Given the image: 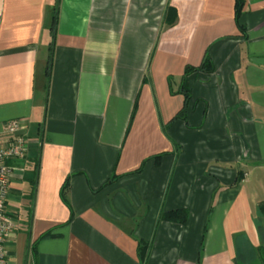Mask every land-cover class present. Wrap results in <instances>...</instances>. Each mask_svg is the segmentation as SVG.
<instances>
[{
    "label": "crops",
    "instance_id": "0c3cea01",
    "mask_svg": "<svg viewBox=\"0 0 264 264\" xmlns=\"http://www.w3.org/2000/svg\"><path fill=\"white\" fill-rule=\"evenodd\" d=\"M207 56L215 71L188 77L176 120L185 71ZM251 115L264 116V0L239 17L236 0H0V137L23 119L30 140L8 163V263L153 264L165 245L156 264H264V119L263 157L214 186L204 219L178 236L160 222L173 177L159 189L153 161L181 160L168 156L177 132L228 133Z\"/></svg>",
    "mask_w": 264,
    "mask_h": 264
},
{
    "label": "rangeland",
    "instance_id": "374dc122",
    "mask_svg": "<svg viewBox=\"0 0 264 264\" xmlns=\"http://www.w3.org/2000/svg\"><path fill=\"white\" fill-rule=\"evenodd\" d=\"M190 76H192L191 78L198 77V75L194 73ZM194 102L200 104L201 107L207 110L206 100L197 98ZM236 118L237 117H235V119ZM239 119L241 118L239 117L238 120ZM243 119L245 120L247 128L234 130L228 133L224 129L220 131H201L203 124H199V126L195 125L188 131L177 132L178 142H180L178 145L179 148L177 146V153L174 157L172 155L168 156H170V159H178L182 154L181 160H175L174 163L172 161V163H167L165 166L162 165V163L156 165L159 167V169L155 171L157 173L158 182L160 183L158 186L159 189L161 188L163 180L165 181L167 178L171 179V177H173V179H171V195L167 208L163 211L167 213L176 210H187L189 213L186 223L181 222L180 219H178L179 222L160 221L170 223L167 224V226L171 227L172 234L178 236L180 231L183 233V231L186 230L185 228L187 225H189V229H192L194 226L193 221L196 216L199 217L198 219H204L205 212L203 211V207L206 205L214 186H223L227 183L235 182L237 177L240 179V176L244 174L243 168L246 159L251 158L260 160L261 157H263V152L258 146L261 138L256 127L259 126L258 121L264 119V116L256 115L254 117L251 115L244 116ZM213 167L222 168L224 169L223 171L227 170L231 172L233 177L232 180L227 181L226 179H221L217 175H212L211 173L214 171L211 169ZM225 173L226 171L221 173L218 172V174L222 175ZM68 188L69 185H67L65 189L67 190ZM159 193L160 192H156V196H154L156 202L160 200ZM192 205H197V207L200 205V215H198L199 212L195 209H188ZM176 228L178 230H175ZM143 242L148 246L149 255L151 242L146 240ZM170 242L171 241H169V244ZM164 246L161 245L157 248L156 251L160 252L162 255L158 257L157 260H154L153 264L159 263V259H163L166 255L165 253L169 252V249L163 248ZM171 256L172 254L166 258ZM160 264L167 263L162 261Z\"/></svg>",
    "mask_w": 264,
    "mask_h": 264
},
{
    "label": "built area",
    "instance_id": "2783aa9c",
    "mask_svg": "<svg viewBox=\"0 0 264 264\" xmlns=\"http://www.w3.org/2000/svg\"><path fill=\"white\" fill-rule=\"evenodd\" d=\"M27 124L23 119L6 123L0 137V264L8 263L7 241L16 230V222L8 211L10 182L13 168L10 161L25 160L30 150V140L23 134Z\"/></svg>",
    "mask_w": 264,
    "mask_h": 264
},
{
    "label": "trees",
    "instance_id": "16d2710c",
    "mask_svg": "<svg viewBox=\"0 0 264 264\" xmlns=\"http://www.w3.org/2000/svg\"><path fill=\"white\" fill-rule=\"evenodd\" d=\"M245 2L246 0H236V14L238 17L242 12ZM56 17H54V26L52 28L53 43L55 39L54 32H55V25H56ZM50 69H51V61H50L49 70ZM214 71H215L214 65L208 56L205 58L204 62L199 67H188L186 69L185 75L182 81V88H181V92L185 96L186 101H185L184 109L176 117V120L177 119H182L183 121L186 120L185 114L187 112L188 105L190 104L192 100L188 77L193 73L194 74L196 73L210 74V73H213ZM165 155H167V153L155 156L153 158V161L155 162V164L159 165L161 163L162 157ZM67 185H69V180L66 182L65 188ZM188 216H189V213L187 210H176V211H171L167 213H165V211H162L160 214V221L162 220V221H170V222H179L178 219H180L181 222L186 223L188 220ZM140 248H142V255L144 256V258H146L148 256V246L142 241V243L140 244Z\"/></svg>",
    "mask_w": 264,
    "mask_h": 264
}]
</instances>
